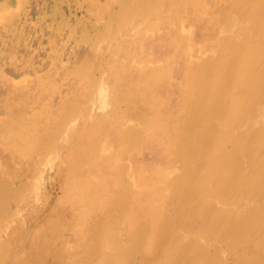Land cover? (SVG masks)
I'll list each match as a JSON object with an SVG mask.
<instances>
[{
    "label": "rangeland",
    "instance_id": "374dc122",
    "mask_svg": "<svg viewBox=\"0 0 264 264\" xmlns=\"http://www.w3.org/2000/svg\"><path fill=\"white\" fill-rule=\"evenodd\" d=\"M227 47H257L264 61V0H0V264H132L139 235L136 264H168L172 250L157 254L151 237L160 223L221 264H264V231L244 221L264 219V76L248 77V91L215 84ZM212 86L228 113L210 117L209 136L161 133L158 112ZM91 125L98 137L84 135ZM24 134L41 138L27 146ZM221 151L237 167L214 164L203 178L202 157ZM189 169L204 191L181 185ZM203 201L236 213L234 228L206 231Z\"/></svg>",
    "mask_w": 264,
    "mask_h": 264
},
{
    "label": "bare ground",
    "instance_id": "6f19581e",
    "mask_svg": "<svg viewBox=\"0 0 264 264\" xmlns=\"http://www.w3.org/2000/svg\"><path fill=\"white\" fill-rule=\"evenodd\" d=\"M146 1V0H145ZM149 2V1H148ZM151 2V1H150ZM156 2V1H155ZM182 7V6H181ZM158 12V11H156ZM154 13V12H153ZM145 15V14H143ZM166 18V17H165ZM210 20V19H209ZM237 43V42H236ZM259 45V43H258ZM230 47V46H229ZM227 47L226 51L227 53H224L223 54V58H228L229 56V60H226L224 61L226 64V71L224 72V69H222V72H224L222 74V72H219V74L216 75V78L214 83L217 82V83H221L223 81V78H224V81L225 80H235V82L231 85L232 87V91H237V89L239 91H248L249 90V87H248V83L246 82V80L248 79V77H253L254 76V73H256L257 71H261V75L264 76V61L262 60L263 58L261 57V55H259L258 53L256 54L257 52V47H255L253 50L255 52V56H249V55H246L244 52H242V50H238V49H233V47L229 48ZM229 48V49H228ZM119 51V50H118ZM228 54V56L226 55ZM220 58V57H219ZM221 60V59H220ZM225 60V59H224ZM197 67V66H196ZM194 69V67H193ZM204 69V68H203ZM234 69H236V71H234ZM140 70V69H139ZM200 70V69H199ZM198 70V71H199ZM197 71V70H196ZM195 71V72H196ZM203 74V71H201L199 74ZM221 73V74H220ZM126 74V73H125ZM197 74V73H196ZM205 74V73H204ZM154 75V74H153ZM152 75V76H153ZM260 75V74H259ZM155 76V75H154ZM157 76V74H156ZM188 76V75H187ZM190 76V75H189ZM131 77V75H130ZM159 79V78H158ZM157 79V81H158ZM254 79V78H253ZM133 80V79H132ZM139 81V80H138ZM154 81H156L154 79ZM156 81V82H157ZM187 82H188V85L191 86L193 82H191V80H188L187 79ZM199 82V81H198ZM254 82V81H253ZM258 82V81H257ZM264 82V81H263ZM137 83V82H136ZM151 84V83H150ZM197 84V83H196ZM216 84V83H215ZM264 84V83H263ZM144 85V84H143ZM149 85V84H148ZM134 86V85H133ZM155 86V85H154ZM156 86H158L156 84ZM246 86V88H245ZM259 87V86H258ZM150 89V88H149ZM207 89V93L206 94H203V95H200V96H194V105L192 106H187L186 107V103L184 104L183 103V106H185V108H182V110L176 112L175 114H173L172 112L167 115V116H163L160 114V112H158V115H160L162 118V120L159 119V122H160V128L162 129L161 133L164 132L163 134L165 135H168L169 138L174 136V137H177L178 136V132H182L183 130V127L185 128H193V130L195 131V138L197 140H200V139H204L206 136H209V132L210 130L212 129V123L210 121V117L215 114V115H218L222 112H227V110H225L224 108H222L223 105H221L220 103V100L218 98H216L214 96V94L211 93V91H213L214 89V86L212 87H209V88H205ZM216 89V87H215ZM222 90V89H221ZM256 91V90H255ZM254 91V93H255ZM130 92V90H129ZM142 92V91H141ZM144 92V91H143ZM134 93V91L132 92ZM131 93V94H132ZM150 93V92H149ZM210 93V94H209ZM135 94V93H134ZM264 94V93H263ZM154 95V94H153ZM192 95V94H191ZM156 96V95H154ZM232 96V95H231ZM254 96V95H253ZM134 97V96H133ZM151 97H152V94H151ZM193 98V97H192ZM216 98V100H215ZM252 98V97H250ZM257 98V97H256ZM188 100V99H187ZM156 101V100H155ZM192 101V102H193ZM234 101V100H233ZM238 101V100H237ZM253 101V100H252ZM232 102V101H231ZM237 106V105H236ZM250 107V106H249ZM156 108V107H155ZM246 109V108H245ZM232 110V109H231ZM240 110V109H238ZM245 112V111H244ZM249 112V111H248ZM246 113V112H245ZM243 114V113H242ZM249 114V113H248ZM165 115V114H164ZM214 115V116H215ZM213 116V117H214ZM223 116V115H222ZM241 116V115H240ZM229 118V117H228ZM247 118V117H245ZM156 121V119H154ZM153 120V121H154ZM200 121L201 124H199L200 126L202 125V127H200L197 122ZM101 123V122H100ZM150 123V122H149ZM18 125V124H17ZM20 125V124H19ZM90 125V124H89ZM218 125V124H217ZM219 126V125H218ZM155 127V126H153ZM157 127V126H156ZM155 127V128H156ZM228 127V126H227ZM245 127V126H244ZM21 128V127H20ZM30 128V127H29ZM33 128V127H32ZM94 128H98L96 127V125H91V126H86L83 133L85 135V132L87 131H90V134H91V137H95L97 136V133H99V131L97 132V130H95ZM159 128V127H158ZM263 128V127H262ZM27 129V128H26ZM233 129V128H232ZM242 129V128H241ZM245 129V128H244ZM158 130V129H157ZM219 130V129H218ZM235 130V129H234ZM153 131V130H152ZM240 131V130H239ZM81 131H79L80 133ZM18 133V132H17ZM26 133V132H25ZM76 133V132H74ZM78 133V134H79ZM89 134V133H88ZM129 134V133H128ZM133 134V133H132ZM251 134V133H250ZM83 135V136H84ZM71 136V135H70ZM23 137V141L26 143V145L28 146L30 142H33L35 141L36 139H40L41 137L37 138L35 136H33L32 134H24L22 135ZM98 137V136H97ZM96 137V138H97ZM160 137V135H159ZM260 137V136H259ZM1 138V137H0ZM72 138V137H71ZM85 138V137H84ZM219 138V139H218ZM229 136L228 135H224L223 137H215L214 139H211V142L212 144H223L224 142H226L228 140ZM262 138V137H261ZM94 139V138H93ZM136 139H137V136H136ZM84 140V139H83ZM138 140V139H137ZM93 141V140H92ZM46 142V141H45ZM85 142H86V139H85ZM87 143V142H86ZM264 143V142H263ZM76 145V144H75ZM222 146V145H221ZM182 147V146H181ZM183 148V147H182ZM21 149V148H20ZM200 150V149H199ZM189 151H192L190 148H189ZM27 152V151H26ZM25 153V151H24ZM185 155V154H184ZM182 157V156H181ZM229 154L225 151H221V154H219L217 157L214 158V161L213 162H209V160L207 161V158L205 156L202 157V163H203V171L200 172L202 173V177H206V173H209L211 170V168L213 167L214 164L216 165H221L222 167H225L226 169H234L237 167V164H238V161L235 162L234 164L231 163V161H229ZM183 158V157H182ZM261 160V159H260ZM181 161V160H180ZM263 161V160H262ZM245 162V161H244ZM258 162V161H257ZM184 163V162H183ZM213 163V164H212ZM261 163V161H260ZM255 164V163H254ZM264 164V163H263ZM188 165V164H187ZM253 166V165H252ZM251 166V167H252ZM255 167V166H254ZM253 167V168H254ZM192 169V167H190ZM189 169V171H187V175L186 177H182V179L180 180V183L182 186H184V188L186 189V191L188 193H192V194H196V193H200L201 191H204V189L202 188L201 186V190H197V188L199 187H194L193 186V183L192 181H194V176L191 174L192 170ZM198 169V168H196ZM193 170H194V167H193ZM251 173V171H250ZM263 174V173H262ZM261 174V175H262ZM181 177V176H180ZM196 177V176H195ZM201 175L198 177V180L200 182V179L202 178ZM193 178V179H192ZM248 176H245L242 177V180L243 182H245L244 184L245 185H249L250 184V179H247ZM253 178V177H252ZM179 179V178H178ZM261 180V179H260ZM211 182V181H210ZM179 183V184H180ZM262 183V182H260ZM77 184V183H76ZM208 184V183H207ZM211 184V183H210ZM170 185V184H169ZM168 185V186H169ZM262 185V184H261ZM80 186V185H79ZM166 186V185H165ZM171 186V185H170ZM121 187V186H120ZM119 187V188H120ZM163 187V186H162ZM258 187V186H257ZM118 188V189H119ZM166 188V187H165ZM164 188V189H165ZM243 188V187H241ZM248 188V187H247ZM251 188V187H250ZM163 189V190H164ZM255 190V189H253ZM119 191H121L119 189ZM167 191V190H166ZM240 191V190H239ZM123 193V192H122ZM124 194V193H123ZM203 194V193H202ZM17 195V194H16ZM15 195V196H16ZM118 195V194H117ZM132 195V194H131ZM205 195V194H203ZM87 196V195H86ZM122 196V195H121ZM136 196V195H135ZM138 196V195H137ZM85 197V196H84ZM128 197V195L126 196ZM139 197V196H138ZM144 197V196H143ZM151 197V196H149ZM158 197V196H157ZM177 197V196H176ZM205 197V196H204ZM125 198V197H124ZM135 198V197H133ZM147 198V197H146ZM170 198V197H169ZM206 198V197H205ZM205 198H202V199H205ZM82 199V198H80ZM87 199V198H86ZM136 199V198H135ZM143 199V198H142ZM210 199V198H209ZM88 200V199H87ZM139 200V199H138ZM137 200V202H138ZM144 200V199H143ZM147 200V199H146ZM151 200V198H150ZM170 200V199H169ZM168 200V202H169ZM182 201L184 203V199L183 198H179V201ZM19 201V200H17ZM83 201V200H82ZM163 201V200H162ZM177 201V202H179ZM206 201V200H205ZM203 201V205L201 207V209H199V213L202 212L206 219H205V225H204V228L206 231H212V232H215V231H220L221 229H226V230H232L234 228L233 224H234V221L236 219H238L236 217V213L234 214L233 212V215H228L225 214V213H215V212H212V210L210 209V206L205 202ZM133 202V201H132ZM142 202V200H141ZM144 202V201H143ZM153 202V201H152ZM215 202V201H214ZM20 203V201H19ZM162 203V202H161ZM137 204V203H136ZM140 205V204H139ZM153 205V204H151ZM160 205V204H159ZM167 205V204H166ZM189 205V204H188ZM112 206V205H111ZM132 206V205H131ZM137 206V205H136ZM145 206V205H144ZM221 206V205H220ZM157 207V205H156ZM155 207V208H156ZM165 207V206H164ZM163 207V208H164ZM250 207V206H249ZM109 208V207H108ZM112 208V207H111ZM218 208V207H217ZM221 208V207H220ZM226 208V206H225ZM126 209V208H125ZM136 209V207H135ZM153 209V208H152ZM151 209V210H152ZM196 209V208H195ZM224 209V207L222 208V210ZM226 210V209H225ZM243 210V209H242ZM251 210V209H250ZM133 211V210H132ZM142 211V210H140ZM144 211V210H143ZM147 211V210H146ZM154 211V210H153ZM157 211V210H156ZM160 211V209H159ZM162 211V210H161ZM264 211V210H263ZM152 212V211H151ZM150 212V213H151ZM236 212V211H235ZM240 212V211H239ZM243 212V211H242ZM250 212V211H249ZM154 213V212H153ZM152 213V215H154ZM170 213V212H169ZM197 213V212H196ZM251 213V212H250ZM144 215V214H143ZM146 215V214H145ZM170 217V216H169ZM201 217V216H200ZM50 218V221H51V216L49 217ZM118 218V217H117ZM147 218V217H146ZM156 218V217H155ZM160 218V216H159ZM132 219V218H131ZM143 220V219H142ZM156 220V219H155ZM203 220V219H201ZM147 221H148V218H147ZM163 221V220H162ZM239 221V220H238ZM245 221V229L250 231V232H254V235H258L260 234L259 232H262L264 231V219L261 221L260 219H255L253 217H247L244 219ZM55 222V221H54ZM217 222H219L217 224ZM45 223V222H44ZM142 223L141 225H144L143 222H140ZM147 223V222H146ZM156 223V222H155ZM153 224V223H152ZM176 224V223H175ZM174 224V225H175ZM215 224H217L216 226H214ZM173 225V226H174ZM47 226V225H46ZM45 226V227H46ZM138 226V225H137ZM44 227V226H43ZM61 227V226H60ZM140 227V226H139ZM145 227V225H144ZM143 227V228H144ZM137 229V228H136ZM149 230V229H148ZM173 230V229H172ZM45 231V230H44ZM47 231V230H46ZM136 231V230H135ZM144 231V230H143ZM179 232V230H178ZM199 232V231H198ZM35 233V232H34ZM134 233V232H133ZM143 233L142 231H136V234H141ZM151 233V232H150ZM29 234V232H28ZM135 234V233H134ZM183 235V234H182ZM194 235V234H193ZM196 235V234H195ZM194 235V236H195ZM45 236V235H44ZM43 236V237H44ZM192 237V235H190ZM199 236V234L197 235ZM151 237L154 238V240L157 241V254L158 253H161L162 251H168V250H172L171 251V254L169 255L168 257V264H221L219 263V261L217 260V257L219 256H216V255H210V254H207L201 250H197L193 245L187 243V244H184V243H181V241L179 240L178 238V235L177 233H173L172 234V231H170V228L168 225H165V224H159L158 225V228L155 232L154 235H152ZM185 237V236H184ZM141 241V244L136 247H132V250L131 251V247L128 249V251L130 252V256H131V259L130 261L132 262V264H136V262L138 261L139 258L143 257L144 254L142 253V250L144 248H146V241L147 240H142V235H139L138 237ZM195 238V237H194ZM193 238V240H195ZM50 239V238H49ZM134 239V238H133ZM147 239V238H146ZM258 239V237H257ZM199 240V239H198ZM35 241V240H34ZM49 241V240H48ZM57 241V240H56ZM37 242V240H36ZM55 242V241H54ZM192 242V241H191ZM194 242V241H193ZM196 243V242H194ZM54 244V243H53ZM90 245V244H89ZM93 245V244H92ZM218 245V244H217ZM128 246V245H127ZM220 246V245H219ZM222 246V245H221ZM40 247V246H39ZM89 246H87L86 248H88ZM204 247V246H203ZM94 248V247H92ZM100 248V247H99ZM223 248V247H222ZM102 249V247H101ZM125 249V248H124ZM199 249V248H198ZM100 250V249H99ZM113 250V249H112ZM123 250V249H122ZM86 251V250H85ZM98 251V250H97ZM102 251V250H100ZM253 251V250H252ZM208 252V251H207ZM221 252V251H220ZM246 252V251H245ZM257 252V251H256ZM236 253V252H235ZM254 253V252H253ZM84 254V253H83ZM97 254V253H96ZM128 254V255H129ZM213 254V253H212ZM247 254V253H246ZM223 255V254H222ZM257 257V256H256ZM223 258V257H222ZM259 258V257H258ZM225 259V258H224ZM223 259V260H224ZM258 260V259H257ZM257 260H253L252 258H238L236 259L233 263L231 264H257ZM260 260V258H259ZM264 260V259H263ZM260 264V263H259Z\"/></svg>",
    "mask_w": 264,
    "mask_h": 264
}]
</instances>
